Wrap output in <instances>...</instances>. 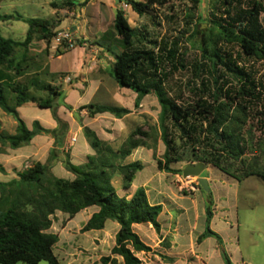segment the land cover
Instances as JSON below:
<instances>
[{"label":"trees","instance_id":"obj_1","mask_svg":"<svg viewBox=\"0 0 264 264\" xmlns=\"http://www.w3.org/2000/svg\"><path fill=\"white\" fill-rule=\"evenodd\" d=\"M53 9H73L77 5L84 6L90 0L77 4L71 0H50ZM126 5L139 16H145L154 8H165L170 0H146L138 2L126 0ZM199 5L201 2L195 0ZM213 20L211 33H200L199 26L194 30V37L200 34L197 46L201 51L203 64L197 66V73L201 79V95L190 104H181L168 93L166 83L171 73L167 72V65L172 64L174 70L177 65L183 66L185 53H180L175 41L173 47L163 42L158 51L138 49L134 43L138 32L133 28L123 10H118L113 22L112 31H106L98 45L107 52H112L119 44L121 52L116 54L111 77L122 89H129L137 95L135 106L139 107L142 100L154 95L161 107L160 128L162 140L166 146L164 163L158 162L160 171L178 175L172 165L182 161L177 152L175 138L171 135V128L179 132V139L194 146L203 139L220 146L218 154L209 157L200 155L197 162L211 164L221 172L229 175L223 166L224 159L238 161L249 152V141L243 129V116L248 109L245 104L258 101L259 83L256 77L240 66L241 54L237 57L230 51L238 46L249 59L264 60V26L261 15L264 13L263 4L257 0H212ZM20 21L21 17L2 16L0 21ZM30 31L24 42L5 38L0 31V109L12 116L17 123L16 133L13 135L0 133V144H9L11 149H19L30 144L39 134L51 135L55 138V147L51 151L46 164L34 163L29 168L18 173V178L10 182H0V264H61L54 254L59 242L57 234L49 233L53 226V218L57 212L67 214L68 221L73 220L80 212L97 207L98 211L82 226L81 233L100 231L105 228L108 220L120 225L116 234L115 246L109 256L100 259V264H118L116 257L123 259L122 264H142L137 254L151 252L140 236L135 232L134 225L150 224L159 233L161 226L159 217L163 212L162 206L152 205L144 188H139L135 194L127 199L120 197L113 185L116 175L123 178L124 190H129L136 175L144 170L140 161L124 164L132 155L133 150L142 146L140 143L130 142L129 146L114 150L109 144L99 139L96 132L85 128L84 133L90 147L96 155L89 156L83 166H77L71 161L65 163L68 172L75 176L74 180L55 177L52 167L58 158V133L67 134L68 125L58 116L57 99L60 96L52 85L40 86V91L49 93L46 99L36 98L25 84L15 83L11 73L20 71V66L13 59L17 50L27 49L35 37L50 42L53 35L48 21L27 20ZM44 29L47 31L44 33ZM34 31V33H33ZM113 44V46H112ZM227 49V50H226ZM223 74L220 75V72ZM207 72L211 82L218 85L220 78L228 76L220 88L212 92L208 80L202 78ZM39 86V83H33ZM225 86V87H224ZM7 91L12 97L9 98ZM12 102V103H11ZM34 104L40 109L52 111L58 123L55 130L42 128L39 122H34L30 130L21 118L18 109L26 104ZM90 117L111 114L116 119H122L131 111L125 108L89 104L82 107ZM236 113L239 115L237 116ZM172 124V127L168 126ZM6 170L0 166V174ZM257 176L264 180V172L252 170L246 172L243 178ZM240 180L239 177H234ZM214 204L209 198L207 220L210 225L213 219ZM219 235L210 227L200 237V241L207 237ZM227 260V255L224 253Z\"/></svg>","mask_w":264,"mask_h":264},{"label":"rangeland","instance_id":"obj_2","mask_svg":"<svg viewBox=\"0 0 264 264\" xmlns=\"http://www.w3.org/2000/svg\"><path fill=\"white\" fill-rule=\"evenodd\" d=\"M71 1L79 4L87 0ZM97 1L102 2L104 5L106 4L107 8L101 7V12H98V4H94V6L85 10V15L83 8L87 4L84 6L77 5L74 15L59 13L56 16H54V10L50 6V0H19L17 3L20 7V14L27 19L37 16L47 20L50 23L52 34L71 30L72 27H78L77 31L71 30L74 39L78 42L76 48L68 51H54L51 55L53 59L47 60V57L36 58L30 52L25 53L23 49L17 50L13 55V59L20 66V71L11 73V76L17 80L14 81L15 83L25 84L30 89L32 82L41 81L52 84L60 92L56 102L60 105L59 109L61 108L58 116L68 125L69 129H73L71 141L68 143L67 148H65L63 153L58 151L62 167L66 170L65 163L67 161L73 163L71 149L76 143V139H78L77 146H82L85 142L90 146L84 133L85 128L96 132L99 139L109 144L114 150L124 149L129 146L130 142L140 143L142 146L133 150L131 155L132 157L135 154L145 167L144 172L138 176L136 183L139 184L145 179H150L149 196L151 200L157 196V199L161 200L167 209V212L161 216L162 223L167 224L169 218L179 217L185 221V228H191V233L195 235L205 234L210 227L212 231L218 232L223 239L222 241H225L226 253L229 258L233 257L237 260L244 256L249 257L254 264H264V180L257 176L247 179L243 178L246 172L252 170L264 172V60L249 59L238 46H233L230 49L235 58L237 53L241 54L242 60L239 65L245 67L248 72L256 77L261 87L259 89L261 95L259 100L253 104H245L248 109L241 116L242 121H244L242 124L244 134L250 144L249 152L238 161L224 159L223 166L229 175L214 168L211 164H205L207 170L203 173L202 178H210L211 180L209 184L210 192L207 193L202 189L197 178L185 179L182 176V172L188 165L202 163L197 162L200 160V155L209 157L217 155L220 146L207 139H203L198 145L191 146L179 139L178 130L171 128V135L175 138L178 155L182 159L180 163L171 167L179 173L180 177L175 180L174 177L167 175L169 173L160 171L158 162L164 163L166 146L161 135L159 121L161 107L158 100L154 95H151L142 107H136L135 101L130 96L131 93H135L131 90L120 88L121 92L118 93L108 89L106 94L103 91L97 92L95 90L101 76L111 77L116 54L121 52L117 40H115L114 44L116 46L112 49V52H107L101 48L98 45L100 40L97 39L95 32L97 31L101 34L102 31H112L114 16L118 10H123L129 24L138 32V37L134 43L136 48L157 52L158 47L163 42L168 43L169 47H173V43L177 41L179 43V52L185 53L183 66L177 65L178 69L174 70L172 64L167 65V72L171 73V75L166 83V89L170 96L179 103L190 104L198 96H205L197 91L202 89L197 66L204 62L201 58V51L197 46L201 35L199 34L197 38L194 37V30L199 26L200 33L205 35L211 33L212 15L213 13L217 14L213 11L212 0H199L201 2L200 5L195 3V0H170L167 7L154 8L153 11L145 16H139L133 12L124 3L125 0H121L120 4H117L116 0ZM134 1L145 2L146 0ZM257 1H260L264 7V0ZM5 12L10 11L4 9L1 13ZM7 22L10 23L8 28L2 22L0 23L2 33L9 39L21 40L20 32L25 27L24 23L13 20ZM261 22L264 26V13L261 15ZM6 32L11 33L6 34ZM91 32H94L93 37H90ZM87 34L89 37L85 40L83 36ZM33 40H39V37L37 36ZM47 45L48 51H50L51 41L47 42ZM84 53L86 58L94 56L98 63L94 71L91 72V77H87L84 74L87 68L82 66ZM223 73L221 71L220 75H227ZM201 77L209 81L207 85L210 84L212 92L222 87L227 80L234 83L227 76V78H220L218 85L215 86L214 82L210 83L211 79L207 72H204ZM68 78H70V81H68ZM111 79L116 83L112 77ZM30 91L36 98L46 99L49 96V93L40 90L33 91L30 89ZM7 95L9 98L12 97L10 91H7ZM72 95H78L82 102L87 105L104 103L110 106L127 108L131 113L122 119H116L111 114L97 115L92 118L87 110L82 109L85 105L77 104L72 99ZM65 100L67 101L66 103ZM47 112L50 111L40 109L35 105L25 106L21 110L23 120L25 119L30 126L33 116L39 115L41 118H45ZM236 115L238 116L239 114L236 113ZM168 126L172 127V124L168 123ZM15 127L17 129V123L14 118L0 109V133L13 135L16 133ZM33 128L34 124L32 130ZM110 141L115 142V145L112 146L109 143ZM90 149L96 155V152L91 147ZM13 150H11L9 144H5L2 145L0 153L6 154L12 159ZM76 157L78 160L76 162H81L85 158L82 155ZM128 158L130 159V157ZM16 166L11 173L0 174L1 180L8 181V176L18 178V173L32 166V163L26 159L22 163H17ZM51 173L58 178L75 179L73 174H67L63 170L61 172L56 171L55 174L51 170ZM234 177H239L240 180ZM115 186L119 190V186ZM178 189L182 195L178 194ZM158 191H161V194H158ZM196 192L203 194L196 198L184 196H190ZM202 196L206 201L210 197L211 201L214 202L216 211L210 225L208 224L206 211L203 209ZM178 210H182L183 214ZM68 218V215H63L61 212L56 213L53 222L57 224V230L64 228ZM84 222V213H79L71 221V228L69 231L64 232L63 244L58 253L65 260V256L72 251L77 260L81 261V264H97L100 256H104L107 253L110 244L107 242L103 248H95L100 249V253L92 250L94 248L92 246L82 245L79 240H84L85 237L80 236L79 233L81 234ZM75 236L79 237V240ZM216 239H212L215 244L218 242ZM223 253L215 261V264L225 263ZM40 264L49 263L41 262ZM63 264H68V262L64 261Z\"/></svg>","mask_w":264,"mask_h":264},{"label":"crops","instance_id":"obj_3","mask_svg":"<svg viewBox=\"0 0 264 264\" xmlns=\"http://www.w3.org/2000/svg\"><path fill=\"white\" fill-rule=\"evenodd\" d=\"M18 1L19 0H0V17L2 16H15V17H21L22 20H20L19 22H23L25 27L21 30L20 35L22 36L21 40H18V42H24L27 38V35L30 31V27L27 24V20H41V21H47L41 18H38L37 16H33L34 18H29L27 19L25 16L21 15L19 12L20 7L18 6ZM121 1V0H120ZM126 1V0H125ZM124 1V3H125ZM122 2V1H121ZM82 4V3H79ZM94 4H98V12H101V7L107 8V5L103 4L102 2H98L97 0H90L87 4V6L85 8H83L84 14L85 10H87L89 7L94 6ZM4 9H7L10 12H5V13H1ZM53 9V8H52ZM54 10V16H56L59 13H76V7L71 9L70 11H68L69 9H53ZM13 13V14H10ZM115 19V16H114ZM3 23V25L5 27H9L10 23L9 22H3L0 21V23ZM87 22V21H86ZM72 31H77L78 27H72L71 28ZM1 31V29H0ZM91 31V30H90ZM106 31H102L101 34H99L97 31L95 32V35L97 37V39H101V37L103 36V34ZM10 34L11 32H6V34ZM91 36L93 37L94 32H91ZM1 34L7 38L4 33ZM88 34L86 36H83V38L85 40L88 39ZM9 39V38H8ZM16 41V40H15ZM113 46V44H112ZM55 50L52 48L51 45V49L50 51H48V45H47V41L46 40H33L31 42V44L29 45V47L27 49H24V52H30L32 53V56L36 57V58H40V57H47V60L49 59H53L52 52H54ZM61 57V56H59ZM82 66L83 67H87L86 71H84V74L87 77H91V72L94 71V68L97 67L98 63L95 60L94 56H90V57H85V53L83 54L82 57ZM83 70V69H82ZM110 78V79H109ZM17 81V80H14ZM37 82V81H35ZM35 82H32V86H31V90L33 91H39L40 90V86L45 85V84H50V83H43V82H38L39 86L33 84ZM52 85V84H50ZM108 89H112L113 91H116L118 93H120V87L117 83H114V81H112L111 77H102L99 78V81L96 84L95 90H97V92H101L103 91L104 94L107 93ZM129 90V89H128ZM73 93H75V91H73ZM132 97V100L135 101L134 104L136 103V99H137V95L131 93L130 95ZM149 96H146L141 104L139 105V107H142L145 103V101L147 100ZM72 99L75 100L77 102V104L80 105H87L86 103H83L81 98L78 97V95L73 96L72 95ZM67 101L65 100V103ZM29 105H34V104H26L25 106H29ZM100 105H109V104H100ZM21 107L18 109V112L20 113L21 118L23 119L21 110L25 107ZM36 106V105H35ZM64 108V107H62ZM61 109V108H60ZM58 110V114L61 112V110ZM127 109V108H125ZM48 110V109H45ZM50 112L46 113V117L45 118H41L39 115L38 116H33L32 118V124L31 126L26 122V120L24 119L27 127L32 130L33 124L34 122H39L40 126L46 130H55L58 128V123L55 120V118L53 117L52 111L48 110ZM106 115V114H103ZM60 118V117H59ZM61 119V118H60ZM16 129V127H15ZM73 134V129L71 130V128L69 129L68 133L65 135L63 133H58V137H57V144L59 143L61 145V148H57V151H61L62 153L64 152L65 148H67L68 143L71 141V135ZM78 136V135H77ZM78 139H76V143L72 146V161L74 164H76L77 166H82L84 164L87 163V159L89 156H93L94 153L93 151H91L90 146L85 142L84 145L82 146H77ZM112 146L115 145V142H109ZM55 147V138L52 137L51 135H47V134H39L37 135L31 142L30 144H28L27 146H24L22 148L13 150L14 154L12 155L13 158L11 159L10 157H8L6 154H2L0 153V166H2L6 172L11 173L12 169L14 167H17L16 164L17 163H22L24 162V160H28L30 161V163H32V165L34 163H42V164H46L51 151L54 149ZM2 148V144H0V149ZM82 155L84 156V160L83 161H78L76 156ZM134 154L132 157L130 156V159H126L124 161V164H129V163H133L136 161H139L140 159H137V156ZM141 162V161H140ZM65 171L67 174H71L70 172L64 170V167H62V162L61 160H59V155L57 158V161H55V163L53 164L52 167V171L55 174L56 171ZM145 170V167H144ZM144 170H142L141 172H139L135 179L134 182L131 186V188L129 190H124L123 188V178L119 175H116L113 179V185L116 188L115 185L119 186V190H117V193L119 194L120 197H125L127 199H130L135 192L139 189V188H144L147 192L149 201L152 205H159L162 206L163 208V212L159 217V223L161 226L160 232L158 233L156 231V229L153 228L152 225L150 224H143V225H134V230L135 232L140 236L141 240L143 241V243L151 248V252H140L137 254V257L140 259V261L142 262V264H215V261L219 258V256H222V253H226V248H225V241H222L223 239L221 238V236L218 234V232L213 231L214 233H216L217 235H219L220 237V241L217 242V244H215L214 242H212V239H216L215 237H207L203 240H199L200 237L203 234H193L191 233L192 229H186L185 225H184V220L178 218H169L167 224L162 223L161 221V216L163 214H165L167 212L166 206L163 205L161 200L157 199V196L154 197L153 200H151L150 198V189H149V185H150V179H145L143 181H141L139 184L136 183L138 176H140L141 173L144 172ZM207 170V169H206ZM205 170V171H206ZM170 177H174L175 180H178L177 178H179V175H174V174H167ZM74 176V175H73ZM8 181L5 180H1L0 178V182H10L13 179H16L15 176H8ZM159 179V178H158ZM208 183H211L210 178H206ZM66 180H70L69 178H67ZM72 181V180H71ZM178 194H180V191L178 189ZM158 194H161V191H158ZM164 194V193H163ZM201 194V192H196L193 195L187 196L184 195L186 197H199ZM210 198V197H209ZM209 198L206 201L205 198L202 196L201 200L203 203V209H205L206 211V217H207V208H208V202H209ZM168 201H170V199H168ZM171 202V201H170ZM207 203V204H206ZM214 204V202H213ZM214 209V207H213ZM98 211L97 207H92L89 209H86L80 213H84L85 215V222L82 224L84 225L92 216V214H94L95 212ZM180 213L183 214L182 210H178ZM216 210L214 209L213 213ZM63 215H67L62 213ZM215 214H213V218H214ZM213 220V219H212ZM72 221V220H71ZM71 221H68L67 224L64 226V228L62 230H57L56 227V223L53 222V226L50 229V233L52 234H57L59 236V242L57 243V245L55 246L54 249V254L56 255V257L59 259L60 263L63 264L64 261L68 262V264H81L80 260H77L76 256L74 255V253L72 251L69 252V255L65 256V260L64 258L58 253L59 250H61V245L63 244V234L65 231H69L70 227V223ZM120 230V225L114 221L108 220L105 224V228L103 230L100 231H91V232H87L85 234H80V236L85 237L84 240L80 241L78 238H75L77 240H79V242L82 243V245L86 246L88 245L89 247H94L92 248V250H96L97 253H100V249H95V248H103L105 243H109L110 244V248L108 249L107 253H105V257L109 256L111 254V250L114 248L115 246V238H116V234L119 232ZM189 232V233H188ZM218 240V239H216ZM102 243V244H101ZM223 250V252H222ZM65 254H67L66 252H64ZM223 253V254H224ZM227 255V253H226ZM104 256H100V258L98 259V261H100V259ZM224 256V255H223ZM118 260V264H122L123 263V259L121 257H116ZM225 258V257H224ZM100 264V263H97ZM223 264H254L252 262V260L248 257H244L241 256L240 258H238L237 260H235L233 257H228L227 255V260L225 258V263Z\"/></svg>","mask_w":264,"mask_h":264},{"label":"built area","instance_id":"obj_4","mask_svg":"<svg viewBox=\"0 0 264 264\" xmlns=\"http://www.w3.org/2000/svg\"><path fill=\"white\" fill-rule=\"evenodd\" d=\"M74 15L72 13H67ZM73 32L71 30H65V31H59L55 33L51 39L52 48L62 51H68L73 50L78 45V42L73 37ZM68 81H70V78H68ZM75 141V139H74Z\"/></svg>","mask_w":264,"mask_h":264},{"label":"water","instance_id":"obj_5","mask_svg":"<svg viewBox=\"0 0 264 264\" xmlns=\"http://www.w3.org/2000/svg\"><path fill=\"white\" fill-rule=\"evenodd\" d=\"M116 3L120 4L121 1L116 0ZM43 31L45 33L47 29H44ZM205 170H206V165L203 163L191 164L183 169L182 176L185 179L197 178L202 189L205 192L209 193L210 192L209 183L206 178H202V175L205 172Z\"/></svg>","mask_w":264,"mask_h":264}]
</instances>
